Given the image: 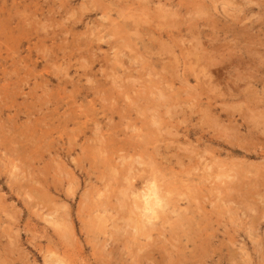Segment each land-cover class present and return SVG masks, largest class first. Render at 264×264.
Masks as SVG:
<instances>
[{
    "label": "rangeland",
    "instance_id": "rangeland-1",
    "mask_svg": "<svg viewBox=\"0 0 264 264\" xmlns=\"http://www.w3.org/2000/svg\"><path fill=\"white\" fill-rule=\"evenodd\" d=\"M263 141L264 0H0V264H264Z\"/></svg>",
    "mask_w": 264,
    "mask_h": 264
},
{
    "label": "bare ground",
    "instance_id": "bare-ground-1",
    "mask_svg": "<svg viewBox=\"0 0 264 264\" xmlns=\"http://www.w3.org/2000/svg\"><path fill=\"white\" fill-rule=\"evenodd\" d=\"M187 14V13H186ZM193 17V16H192ZM192 19V18H191ZM135 22V21H134ZM137 22V21H136ZM144 23V22H143ZM115 28H116V26H115ZM233 30V29H232ZM247 30V29H246ZM134 32H135V30H134ZM133 33V32H132ZM136 33V32H135ZM129 38V37H128ZM128 38H127V40H128ZM132 38V37H131ZM130 39V38H129ZM152 39V38H151ZM131 40V39H130ZM123 41V40H122ZM126 41V40H125ZM128 42H129V40H128ZM134 42V41H133ZM140 43V42H139ZM138 43V44H139ZM178 43V42H177ZM131 44H132V42H131ZM137 44V45H138ZM141 44V43H140ZM128 45V44H127ZM133 46H134V44H133ZM136 46V45H135ZM134 46V47H135ZM136 48V47H135ZM137 50V49H136ZM148 50V49H147ZM185 50V49H184ZM166 53V52H165ZM123 54V53H122ZM140 54H142V53H140ZM168 54H169V52H168ZM118 55V54H117ZM140 56V55H139ZM127 58V57H126ZM260 64V63H259ZM191 68H192V66H191ZM131 78V77H130ZM157 78V77H156ZM162 86V85H161ZM144 89V88H143ZM165 107V106H164ZM105 139V138H104ZM264 142V141H263ZM157 182V181H156ZM153 184V183H152ZM157 184V183H156ZM158 185V184H157ZM164 185V184H163ZM149 187V186H148ZM163 187V186H162ZM162 187L160 188L159 187V189H162ZM157 188V187H156ZM158 189V188H157ZM147 193V192H146ZM157 194H158V192H157ZM142 195V194H141ZM154 195V194H153ZM160 195H162V194H160ZM141 197V196H140ZM139 197V198H140ZM154 197V196H153ZM164 199V198H163ZM158 200V198L157 197H155L154 199H152V200H150V201H148V204L147 205H149V208H150V210L153 212L156 208H154V205H155V203H156V201ZM142 201V200H141ZM137 202V201H136ZM140 202V200H138V203ZM144 202V201H143ZM142 202V203H143ZM161 202H162V200H161ZM141 203V204H142ZM158 203H160V202H158ZM140 204V205H141ZM161 204V203H160ZM140 205H138L139 207H140ZM142 205H144V204H142ZM159 211V210H158ZM157 212V211H156ZM155 212V213H156ZM143 213V212H142ZM160 213V212H159ZM157 216V215H156ZM159 216V215H158ZM142 217H143V214H142ZM144 219V218H143ZM126 220V219H125ZM144 222V221H143ZM145 223V222H144ZM148 223V222H147ZM150 223V222H149ZM136 228V227H135ZM141 228V227H140ZM117 231V230H116ZM62 264V263H61Z\"/></svg>",
    "mask_w": 264,
    "mask_h": 264
}]
</instances>
